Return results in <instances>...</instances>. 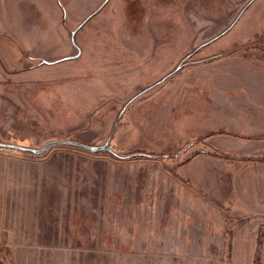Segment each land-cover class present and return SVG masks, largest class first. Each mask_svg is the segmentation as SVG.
Here are the masks:
<instances>
[{
    "label": "rangeland",
    "instance_id": "1",
    "mask_svg": "<svg viewBox=\"0 0 264 264\" xmlns=\"http://www.w3.org/2000/svg\"><path fill=\"white\" fill-rule=\"evenodd\" d=\"M262 87L264 0H0V260L264 264Z\"/></svg>",
    "mask_w": 264,
    "mask_h": 264
},
{
    "label": "trees",
    "instance_id": "2",
    "mask_svg": "<svg viewBox=\"0 0 264 264\" xmlns=\"http://www.w3.org/2000/svg\"><path fill=\"white\" fill-rule=\"evenodd\" d=\"M210 133H211V132H210ZM196 141H197V139H194V140H193V143L196 142ZM219 154H220L222 157H226V158L230 157L229 154H226V153H223V152H220ZM253 159H258V157H257V156H256V157H253ZM259 159H260V158H259ZM255 260H256V261H255V264H258V263H257V256L255 257Z\"/></svg>",
    "mask_w": 264,
    "mask_h": 264
},
{
    "label": "crops",
    "instance_id": "3",
    "mask_svg": "<svg viewBox=\"0 0 264 264\" xmlns=\"http://www.w3.org/2000/svg\"><path fill=\"white\" fill-rule=\"evenodd\" d=\"M250 84H252V80H251V83ZM250 84H247L249 87H250ZM264 92V87H262L257 93L260 95V94H262ZM253 113V112H252ZM255 113H257V112H255ZM254 113V114H255ZM258 114V113H257ZM257 116H260V115H257Z\"/></svg>",
    "mask_w": 264,
    "mask_h": 264
},
{
    "label": "water",
    "instance_id": "4",
    "mask_svg": "<svg viewBox=\"0 0 264 264\" xmlns=\"http://www.w3.org/2000/svg\"><path fill=\"white\" fill-rule=\"evenodd\" d=\"M90 149H95V147H89ZM0 264H4L1 260H0Z\"/></svg>",
    "mask_w": 264,
    "mask_h": 264
}]
</instances>
